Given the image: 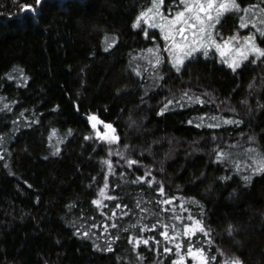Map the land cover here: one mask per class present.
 Returning a JSON list of instances; mask_svg holds the SVG:
<instances>
[{
	"label": "trees",
	"instance_id": "1",
	"mask_svg": "<svg viewBox=\"0 0 264 264\" xmlns=\"http://www.w3.org/2000/svg\"><path fill=\"white\" fill-rule=\"evenodd\" d=\"M24 3L35 6L0 0V264H197L189 241L209 264H264V58L233 72L198 54L176 73L160 33L133 26L151 0ZM241 15L223 16L220 39ZM247 15L243 31L264 47V13ZM89 115L119 140H102ZM195 220L207 236L183 235Z\"/></svg>",
	"mask_w": 264,
	"mask_h": 264
},
{
	"label": "snow or ice",
	"instance_id": "2",
	"mask_svg": "<svg viewBox=\"0 0 264 264\" xmlns=\"http://www.w3.org/2000/svg\"><path fill=\"white\" fill-rule=\"evenodd\" d=\"M264 2V0H262ZM41 5V0H35V6L24 3L21 5V9L23 12H32L36 13L39 11V6ZM172 5H175V9L169 6L168 11L172 12L175 11L174 16L165 15L162 11L164 6V0H151V6L147 7L146 10L141 11L140 14L136 18V22L134 23V27H139L142 20H146L150 23V25L154 28H159L160 32L163 33V39L166 42H170V46L167 48L169 55L172 57V67L175 69L176 73H180L182 66L185 64V59L191 57L193 53L199 51L200 49H204L203 55L205 57L208 56L207 48L215 45L217 51H220L221 56L224 55V48H227L232 41L236 40L237 37L233 36L230 37L228 41L224 42V48H221L219 44L215 43L214 32L215 26L217 23L220 22V17L225 12H232V13H240L243 12L245 15H241L239 17L240 20V27L247 28L249 23H252L250 18L248 17V13L253 12L255 9H259L261 13H264V8H260L259 5H247L241 7V4L238 0H172ZM183 6L182 8L180 6ZM159 18V23H156V19ZM25 21L27 22V16L25 17ZM261 24H264V20L260 21ZM261 36H264V28L258 30ZM186 32H190L192 36V40L189 41L186 35ZM147 35V32H145ZM179 35L181 37L180 41L177 42L176 36ZM155 38V37H153ZM264 43V41H262ZM111 44H108V47H111ZM149 52L153 51V49H148ZM235 51L239 55V59L234 58L231 62L224 61L228 63V67L233 71L236 72L238 68L241 66V61L248 60L249 55H253L254 59L251 60V63L255 64L257 61H260L261 58H264V47H260L256 40V33H252L249 36L244 38V43L241 47L236 48ZM157 64H160L161 61L159 58L156 60ZM162 79V77H161ZM251 87V85H250ZM184 97L187 96V92L183 94ZM183 98V97H182ZM188 99H192L188 97ZM200 103L203 101L199 100V97L196 98ZM173 100H168L167 103L164 105V108L161 109L160 114L167 109L169 104H172ZM7 107V105H5ZM89 121L92 122V127L96 128L98 123H104L103 121L99 120L96 115H89L87 117ZM215 119V117H213ZM193 121L189 120L188 123L191 124ZM227 123H242L241 121H227ZM105 128L110 130L112 133L115 132L112 124L106 123ZM215 127L216 125H210ZM200 127V125H197ZM98 135H100L98 133ZM103 139L108 140L110 143L114 141H118L119 137L109 134L106 132L103 136ZM249 139H254L250 137ZM223 153H217V160L222 159ZM109 165L111 162H108ZM137 161H129V164H135ZM259 167L255 169V171H264V158H261L258 161ZM238 168V166H237ZM146 176H150L151 173H145ZM155 179V178H153ZM247 181L250 177H244ZM145 180V176H140L137 178V181ZM147 183L151 185L152 180H148ZM108 187L107 184L104 185V188L100 190V196H105V191ZM161 196H164V187L162 184L156 189ZM112 199V197H108ZM175 197H168L166 199H162L159 201L161 204H170ZM195 202V201H194ZM93 204L98 206L101 205L100 200H93ZM139 206V205H137ZM116 207H121V205H116ZM127 207V205H124ZM143 210V209H142ZM126 214V213H125ZM175 219H180L179 216L175 217ZM189 219H194L189 217ZM159 223V222H158ZM115 227V225H113ZM156 225H153L155 228ZM175 227L174 225L172 226ZM164 228H169V225H164ZM197 232L203 233L205 236L208 235V231L206 230L205 225L201 223L199 220H195L193 224L184 225V236H194ZM179 234V233H178ZM84 235H87L85 233ZM161 236H164L166 240L170 242L174 239V237H170L167 231L160 232ZM154 239V237L152 238ZM147 245L149 243L148 239H143L141 241L140 238H136L135 245L139 246L140 243ZM159 244V241H156ZM181 243H177L175 248L177 252L181 249ZM111 250V248L109 249ZM173 250L170 248L165 247L164 252H172ZM187 256L192 257L193 260L197 261V264H209L210 260H216L215 256H209L208 253L202 247H195L188 242V251ZM173 264H185V257L179 256L177 260L173 262ZM224 264H242V261L238 257H233L228 261H225Z\"/></svg>",
	"mask_w": 264,
	"mask_h": 264
},
{
	"label": "rangeland",
	"instance_id": "3",
	"mask_svg": "<svg viewBox=\"0 0 264 264\" xmlns=\"http://www.w3.org/2000/svg\"><path fill=\"white\" fill-rule=\"evenodd\" d=\"M150 6H151V3H150V5L147 6V7H150ZM169 6H171L173 9H175V7H176L175 5H172V0H164V6H163V8H162V11L164 12L165 15H168V16H174V15H175V11L173 10L172 12H169V11H168ZM147 7H146L145 9H143L142 11L146 10ZM180 7L182 8L183 6L181 5ZM227 13H229V12H225V13L220 17V20H221V19L223 18V16L226 15ZM139 14H140V13H139ZM135 22H136V21H135ZM135 22H134V23H135ZM156 23H159V18L156 19ZM217 25H218V23L216 24L215 29L213 30V32H214V38H215V43H216V44H219V45L221 46V48H224V42H225V41H228L230 37L235 36V37H237V39L234 40V41H232L231 44H230L227 48H224V55H223V56H221L220 51H217V48H216L215 45H212L211 47L207 48L208 56H209V55L215 56L216 58L219 59V61H220L221 63H224V64H226V65L228 66V63H225L224 61L231 62L234 58L239 59V55H238V53L235 51V49L241 47V45L244 43V38H245V37H247V36H249L250 34L255 33V32H253V31H250V32H244L243 30H244L245 28L240 27V30H239V29L236 30L234 34H231V35H229V36H226V37L223 38V39H220V38L218 37V33H217V29H216ZM258 27H260V26H258ZM135 28H140V29H142L143 32H144V34H145V32H147V34H148L149 31H151V30H157V31L160 33V36H161V39H162V42H163V48H164L165 52H166L167 55H168L169 61H170L171 64H172V57L169 55V53H168V51H167V48L170 46V42H166V41L163 39V33L160 32V29H159V28H154V27H152V26L150 25V23H149L148 21H146V20H142L141 23H140V26H139V27H135ZM259 29H260V28H259ZM186 35H187V37H188V40L191 41V40H192L191 33H190V32H186ZM145 36H146V35H145ZM175 38H176L177 42H179L180 39H181V37H180L179 35H177ZM257 43H258V42H257ZM259 46H260V45H259ZM260 47H261V46H260ZM203 51H204V49H200L199 51L193 53V55H192L191 57H188V58L185 59V62H186L188 59H190V58H192V57H194V56H196V55H198V54H203ZM250 57H254V56L250 54V55H249V58H250ZM244 61H246V60H244ZM244 61H241V65H242V63H243ZM94 129L97 131V133L100 134L101 139L104 140L105 142H109L108 140H105V139L102 138V136H103L106 132H108L109 134H112V135H115V136H116V132L112 133L110 130L106 129L105 126H104V124H102V123L97 124L96 128H94Z\"/></svg>",
	"mask_w": 264,
	"mask_h": 264
},
{
	"label": "water",
	"instance_id": "4",
	"mask_svg": "<svg viewBox=\"0 0 264 264\" xmlns=\"http://www.w3.org/2000/svg\"><path fill=\"white\" fill-rule=\"evenodd\" d=\"M100 120V119H99ZM99 124V123H98Z\"/></svg>",
	"mask_w": 264,
	"mask_h": 264
}]
</instances>
